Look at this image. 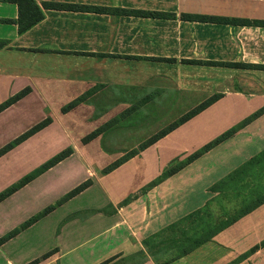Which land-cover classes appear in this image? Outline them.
Wrapping results in <instances>:
<instances>
[{"label": "crops", "instance_id": "crops-1", "mask_svg": "<svg viewBox=\"0 0 264 264\" xmlns=\"http://www.w3.org/2000/svg\"><path fill=\"white\" fill-rule=\"evenodd\" d=\"M34 2L44 18L20 32L19 0H0V40L6 42L0 49V106L28 91L0 112V150L38 124L47 121V125L2 155L0 161L19 156L50 130L65 136L64 151L70 149L71 153L0 202V207L71 161L81 176L70 190L57 196L61 200L56 206L51 205L48 213L44 210L38 216L45 218L77 201L86 203L67 209L68 218L62 220L60 232L51 229L56 237L45 243L49 248L41 249L38 259L20 264H155L143 240L205 206L214 196L210 187L264 150L262 114L232 138L146 190L170 165L264 107V70L251 74L257 89L234 88V75L239 73L205 64L264 65V28L186 20L183 15L264 21V0ZM45 4L92 10L48 9ZM97 8L109 11L98 12ZM141 12L162 16L138 14ZM207 75L218 79L214 90L192 87ZM215 95L221 97L208 108L112 172H103V168L138 150L140 143ZM79 98H83L81 104L62 112ZM153 103L156 109H150ZM145 107L150 108L139 111ZM153 117L162 120L149 123L147 128L139 124ZM117 118L120 120L114 122ZM112 120L116 125L107 131L111 134L107 140L116 143L114 152H109L110 146L102 148L101 136L87 144L82 142ZM117 125L121 127L115 131ZM5 133L16 136L2 140ZM85 183L87 187L81 193L65 199ZM36 223H26L21 229L28 227L22 233ZM19 234L14 233L15 237ZM254 234L260 237L251 248L264 239V205L171 264H231L247 253L250 248L243 249L242 244L248 245ZM247 260L246 256L237 264H247Z\"/></svg>", "mask_w": 264, "mask_h": 264}, {"label": "trees", "instance_id": "trees-1", "mask_svg": "<svg viewBox=\"0 0 264 264\" xmlns=\"http://www.w3.org/2000/svg\"><path fill=\"white\" fill-rule=\"evenodd\" d=\"M44 8L48 9H61L65 8L66 10H92L91 8L86 7L85 9L80 6H68V5H57V4H45ZM19 9L20 17L18 20L19 31L25 32L32 28L34 25L43 20L44 15L42 10L35 4L34 0H19ZM95 11L106 13L109 10L104 8H97ZM121 13L127 14V11L120 10ZM141 15H151V16H162V14H148V13H138ZM183 18L186 20H195L199 22H211V23H221V24H231L235 26H258L264 28V21H242V20H233L225 18H213L205 16H189L183 15ZM6 46V42L0 40V49ZM192 64H204L196 61L190 62ZM213 66H221L232 69H255V70H264V65H250L244 63H205ZM28 91L24 90L20 94L10 98L7 102L0 106V112L15 104L19 99L26 95ZM221 96L215 95L210 99L204 101L199 106L193 108L175 123L169 125L167 128L163 129L161 132L155 134L150 139H148L144 144H142L138 150L131 151L126 154L123 158L117 162L110 165L104 173H110L116 168H118L122 163L127 161L129 158L134 157L140 151L145 150L147 147L156 143L158 140L169 134L171 131L176 129L178 126L184 124L214 102H216ZM83 102V98H79L68 105L63 109V113H67L79 104ZM264 114V107L258 110L256 113L245 119L240 124L232 127L227 132L223 133L217 137L212 142L208 143L189 157L184 160L177 161L170 165L165 171L147 188H153L159 183L163 182L170 176L176 174L184 167L197 160L205 153L209 152L222 142L232 138L239 130L249 124L251 121L257 117ZM115 122V120H114ZM114 123H112L113 125ZM47 125V121H44L37 126L33 127L31 130L21 135L13 142L5 146L0 150V157L5 153L12 150L14 147L36 134L42 128ZM112 125H105L96 131L88 134L83 138L82 142L84 144L89 143L93 139L107 133L108 127ZM70 149L63 151L59 155L52 158L49 162L41 166L39 169L32 172L30 175L26 176L22 181L9 188L5 192L0 194V202L5 200L7 197L14 194L20 188L27 185L29 182L37 178L38 176L45 173L47 170L51 169L68 156H70ZM87 187V183L80 185L75 190L67 195L65 199H70L77 194L81 193ZM214 196L207 201L205 206L200 209H197L190 214L184 216L180 220L170 224L159 232L151 235L150 237L143 240V246L146 250V253L152 258L155 264H171L202 247L203 245L211 242L216 236H218L223 231L227 230L237 222H239L244 217L250 215L261 206L264 205V150L253 156L251 159L243 163L241 166L233 170L223 179L215 183L209 189ZM128 200L124 201L123 204H127ZM50 209L46 210L48 213ZM14 234H9L8 236L0 239V245L8 241ZM260 248H264V241L256 245L250 252L254 253ZM250 253V254H251ZM246 256L238 258L236 261L231 264H237L243 261ZM35 264V263H31Z\"/></svg>", "mask_w": 264, "mask_h": 264}, {"label": "rangeland", "instance_id": "rangeland-1", "mask_svg": "<svg viewBox=\"0 0 264 264\" xmlns=\"http://www.w3.org/2000/svg\"><path fill=\"white\" fill-rule=\"evenodd\" d=\"M226 69L228 72L234 71V73H239L234 75V88L254 87L257 89V86H253L254 84H252V79L254 76L251 75L257 70H235L232 68ZM226 78L228 79V77ZM217 83L218 79L212 80V77L207 75V78L204 77V80L201 82L195 81V85L192 87L200 88V91H207L209 88L214 90ZM197 96L198 94L194 96L195 100H197ZM152 105L153 108L145 107L139 109V111L147 110L148 108L156 109V104L153 103ZM155 112L152 111V113ZM163 113H165V111L162 112V114ZM114 120L119 121L120 119L118 120L117 118ZM161 120L162 119L153 117L149 119H143L139 122V124L142 123L143 126L147 128L149 123H157ZM112 123H114L113 120L110 121L109 125H112ZM114 125L112 127H114ZM118 127L120 128L121 126L117 125V127H115V131H117ZM108 128L109 129L106 131L111 130L110 126ZM10 134L11 133L2 134V140H4L6 137L11 140L13 136H16ZM110 135V133H103L100 135V144L102 148L104 147L105 149L107 146L108 148L110 146L109 150L111 151L109 152L112 153V151H115L113 148L116 143L111 144L112 140H107ZM65 141L66 139L63 134H60L57 130H50L49 132L43 133L39 138L34 140L35 144L25 151H22L19 156L9 157L3 161H0V194L14 185L19 184L22 179L49 162L52 157L57 156L59 152H63L65 150L64 146H66L64 145ZM145 142L146 141L140 143V146ZM110 165L103 168V172ZM79 172L80 170L78 166L72 161L68 164H64L53 173L47 175L43 181L36 183L32 188L25 189L17 193V196L5 202L0 207V238L8 236L10 233L14 234L20 232L17 237L14 235L15 238L9 241L4 248H0V264H20L22 261L29 260L31 258L37 257L36 259H38V252H40V250L44 247L49 248L48 246H45V243H51L56 237L51 229H54L56 233H59L62 228V220L68 218L66 216L67 209H70L75 205L81 206L85 204L86 201L74 202L67 208L65 207V210H58L55 213L49 214L45 218L42 216L39 218L38 215L44 212V210L47 208L52 207L51 205L56 206L59 203L61 198L56 199L57 196L61 195L62 192L72 188V184H74L75 180L81 176ZM49 180L51 181L48 183ZM45 181L47 182L45 183ZM34 222H37L34 228L25 232V234L24 232L22 233L24 228H27ZM25 224L28 226L21 229ZM259 237L260 236L254 234L251 236V238H249L250 243L248 245H245L244 243L242 244L243 249L250 248L244 255L248 257L247 264H264V248H260L254 253L250 252L256 246L255 245L251 248L253 241L257 240ZM261 241L263 242L264 239L262 240L261 238L259 244H261Z\"/></svg>", "mask_w": 264, "mask_h": 264}]
</instances>
